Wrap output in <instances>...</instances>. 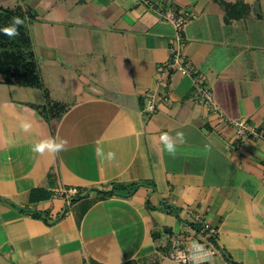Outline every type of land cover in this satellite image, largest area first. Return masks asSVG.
<instances>
[{"label": "crops", "instance_id": "0c3cea01", "mask_svg": "<svg viewBox=\"0 0 264 264\" xmlns=\"http://www.w3.org/2000/svg\"><path fill=\"white\" fill-rule=\"evenodd\" d=\"M235 1L0 0L34 14L43 85L0 74V264H176L170 238L189 224L215 237L206 264H264V139L237 140L226 122L264 131V0H242L246 16L232 18ZM178 13L191 16L184 54L217 113L195 102L192 77L157 71ZM149 93L169 102L145 112ZM177 132L171 156L160 136ZM49 139L67 143L31 150ZM113 185L137 188L105 196Z\"/></svg>", "mask_w": 264, "mask_h": 264}, {"label": "built area", "instance_id": "2783aa9c", "mask_svg": "<svg viewBox=\"0 0 264 264\" xmlns=\"http://www.w3.org/2000/svg\"><path fill=\"white\" fill-rule=\"evenodd\" d=\"M145 6L151 7L150 0H138ZM191 16L187 13H178L174 15L170 22L174 28V40L173 46L170 50V56L167 62L158 66L157 71L159 74L166 76L169 71H175L182 76L192 77L194 85L197 88V97L195 102L206 106L211 112H219V108L214 100L213 93L210 87L204 82L201 75L196 72L191 62L184 54L185 40L184 30L190 23ZM158 101L169 102L163 97H156L154 94L149 93L145 104V112L152 113L155 110V104ZM229 127L234 131L237 140H248L253 138L264 139L263 132H258L254 128L248 126L245 120L232 121L226 120ZM77 194L76 190H70L69 195L66 196L67 204H70V200ZM209 234L208 226L204 227ZM185 233L187 235H185ZM171 247L173 249V260L176 264H206L214 256L220 253L219 248L215 246L207 235L204 237L200 233L196 232L191 226H185V230L181 235H175L171 238ZM193 242L202 245V249L197 251L192 247Z\"/></svg>", "mask_w": 264, "mask_h": 264}, {"label": "trees", "instance_id": "16d2710c", "mask_svg": "<svg viewBox=\"0 0 264 264\" xmlns=\"http://www.w3.org/2000/svg\"><path fill=\"white\" fill-rule=\"evenodd\" d=\"M227 15L232 18H242L246 16L249 7L242 0L235 3L224 4ZM19 16L24 19V24L19 27V35L9 38L0 31V74L4 76V83L29 88H42V82L38 71L37 62L32 52V46L28 35V25L33 20L34 14L30 10H24L20 5L13 8L0 7V29L12 24V18ZM263 132V130H257ZM137 186L126 188L121 185H113L112 188L104 192L105 196L129 197L136 190ZM34 195V191L33 194ZM49 195H43L38 199H48ZM80 196L75 195L70 200V204L78 200ZM69 204V205H70ZM167 207V206H162ZM22 212L30 213L27 210ZM31 215L39 218L40 213L31 212ZM196 232L207 235L210 241L216 245L215 237L209 234L203 226L199 224H189ZM228 259V258H227ZM231 264H236L232 260Z\"/></svg>", "mask_w": 264, "mask_h": 264}, {"label": "clouds", "instance_id": "9594fccd", "mask_svg": "<svg viewBox=\"0 0 264 264\" xmlns=\"http://www.w3.org/2000/svg\"><path fill=\"white\" fill-rule=\"evenodd\" d=\"M23 24L24 19L19 16H15L12 18V24L4 27L3 29H0V31H2L5 36L11 39L19 35V27ZM22 127L25 129V131H27L31 127V125L28 123H24ZM160 141L164 145V149L169 153V155L175 156L177 152V141L183 142V133L177 132L175 138H173L168 133H163L160 136ZM66 143L67 142L63 140L58 142L56 139L43 140L34 144L31 150L33 152L41 154H43L45 151L58 153L65 148ZM98 155H100L104 159H107L108 161H114L116 159V154L111 151L108 152L105 156L102 151L98 150ZM192 247L197 251L202 249V245H199L195 242H193Z\"/></svg>", "mask_w": 264, "mask_h": 264}, {"label": "water", "instance_id": "95a60500", "mask_svg": "<svg viewBox=\"0 0 264 264\" xmlns=\"http://www.w3.org/2000/svg\"><path fill=\"white\" fill-rule=\"evenodd\" d=\"M165 231H167V233H169V232H170V230H169V229H167V230H165Z\"/></svg>", "mask_w": 264, "mask_h": 264}]
</instances>
